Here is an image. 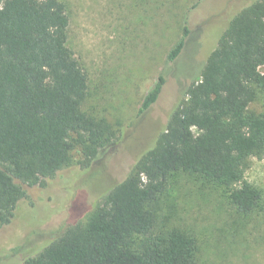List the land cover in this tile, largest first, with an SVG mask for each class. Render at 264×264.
<instances>
[{
    "label": "trees",
    "instance_id": "obj_1",
    "mask_svg": "<svg viewBox=\"0 0 264 264\" xmlns=\"http://www.w3.org/2000/svg\"><path fill=\"white\" fill-rule=\"evenodd\" d=\"M157 1L165 15L179 2ZM201 1L182 13L181 35L168 50L167 63L183 52L189 15ZM69 24L61 0H0V230L28 199L25 186L44 187L74 150L82 154L83 170L105 160L112 148L115 152V130L83 109L88 81L67 45ZM194 74L154 143L86 220L67 226L20 264H196L194 237L176 229L152 234L150 207L176 173L227 190L242 214L258 207L260 193L244 175L249 158L264 160V112L249 111L264 91V0L231 15ZM165 84L159 74L138 116L158 101Z\"/></svg>",
    "mask_w": 264,
    "mask_h": 264
},
{
    "label": "rangeland",
    "instance_id": "obj_2",
    "mask_svg": "<svg viewBox=\"0 0 264 264\" xmlns=\"http://www.w3.org/2000/svg\"><path fill=\"white\" fill-rule=\"evenodd\" d=\"M61 1L70 19L67 45L87 76L83 109L107 122L118 143L114 153L112 148L105 160L85 170L80 167L81 152L74 150L68 164L45 180L44 187L25 186L28 199L0 230V264H20L67 226L86 220L165 128L170 110L191 82L190 71L194 68L198 74L231 15L254 0H202L189 15L183 52L169 63L165 57L181 35V15L195 0H179L168 15L155 0H143L153 3L151 8L135 0ZM159 74L166 79L162 93L138 116ZM249 111L264 112V91L258 92ZM244 182L261 196L250 214L231 205L227 190L192 175L172 174L150 207L155 219L152 234L176 229L194 237L196 264H264L263 159L249 158Z\"/></svg>",
    "mask_w": 264,
    "mask_h": 264
}]
</instances>
